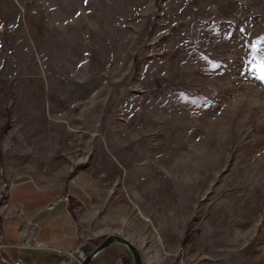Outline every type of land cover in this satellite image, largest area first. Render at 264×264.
<instances>
[{
  "label": "rangeland",
  "instance_id": "rangeland-1",
  "mask_svg": "<svg viewBox=\"0 0 264 264\" xmlns=\"http://www.w3.org/2000/svg\"><path fill=\"white\" fill-rule=\"evenodd\" d=\"M262 74L264 0H0V205L79 177L164 264H264Z\"/></svg>",
  "mask_w": 264,
  "mask_h": 264
},
{
  "label": "crops",
  "instance_id": "crops-1",
  "mask_svg": "<svg viewBox=\"0 0 264 264\" xmlns=\"http://www.w3.org/2000/svg\"><path fill=\"white\" fill-rule=\"evenodd\" d=\"M55 148L56 152L53 153L54 151L50 150L48 156L49 159L55 160L53 164L45 170L40 168L35 174H41L44 177L43 174H50L53 171L54 164L64 163V160L68 158L64 156L60 146H55ZM88 180L90 182L88 184H91L90 176ZM95 187L96 185L86 187L79 177L69 183L64 182L62 185H50L39 183L33 179H25L7 187L5 201L0 205L1 258L11 264L15 262L21 264H74V262H68L65 257L58 256L54 249L74 250L81 243V249L88 254L105 237L118 235L138 249L142 264H164L158 261L157 257L162 254H160L157 245L153 247L150 254L147 251L142 252L138 247L143 245L144 228V217L138 213V209L139 216H130V221L133 223L130 228L120 226V230H114L111 227L112 219L114 218L116 223L121 224L127 222L126 218L120 215L113 216L108 208L107 212L105 211L102 215L98 213L95 209L94 198L96 196L92 193L96 191ZM133 206L136 208L138 205L133 203ZM152 221L154 226L160 230L159 221L154 218ZM153 237L152 240L156 243ZM158 239L160 240L159 236ZM27 240L41 242L51 250L22 249L20 246ZM163 253L170 254L168 250L164 252V249ZM90 264L133 263L131 254L125 246L112 243L98 252Z\"/></svg>",
  "mask_w": 264,
  "mask_h": 264
},
{
  "label": "water",
  "instance_id": "water-1",
  "mask_svg": "<svg viewBox=\"0 0 264 264\" xmlns=\"http://www.w3.org/2000/svg\"><path fill=\"white\" fill-rule=\"evenodd\" d=\"M112 243H119L122 244L127 248L129 253L131 254L132 257V263L133 264H142V259L140 256V253L138 249L129 241L124 239L121 236L118 235H109L105 237L96 247L93 249L90 253L86 254L84 260L81 262V264H90L93 257L100 252L101 250L105 249ZM0 264H11L10 262L4 260L0 256Z\"/></svg>",
  "mask_w": 264,
  "mask_h": 264
},
{
  "label": "built area",
  "instance_id": "built-area-1",
  "mask_svg": "<svg viewBox=\"0 0 264 264\" xmlns=\"http://www.w3.org/2000/svg\"><path fill=\"white\" fill-rule=\"evenodd\" d=\"M66 199H67V196L65 197V200ZM20 247L22 249H28V250H33V251L51 250L50 247L44 245L41 242L30 241V240L25 241ZM54 251L58 256H63L66 258L68 262L69 261L74 262V264H81V262L84 260L86 256V253L81 249V243H79L74 250L63 251V250L54 249ZM13 264H21V263L15 262Z\"/></svg>",
  "mask_w": 264,
  "mask_h": 264
},
{
  "label": "bare ground",
  "instance_id": "bare-ground-1",
  "mask_svg": "<svg viewBox=\"0 0 264 264\" xmlns=\"http://www.w3.org/2000/svg\"><path fill=\"white\" fill-rule=\"evenodd\" d=\"M64 122V121H63ZM67 123V122H66ZM69 125V124H68ZM68 127V126H67ZM68 129L71 131L72 129L70 128V127H68ZM181 153V154H180ZM179 153V155H181L178 159H176L175 161H174V163L172 164V168H179V167H185V166H189L190 164L186 161V154H185V152H180ZM176 158V157H175ZM173 162V161H172ZM189 162L190 163H192V160L191 159H189ZM171 164V163H170ZM169 164V165H170ZM182 165V166H181ZM168 168H169V166H168ZM176 170V169H175ZM136 208L138 209V213L141 215V216H143L144 217V219L146 220V221H150L149 220V218L141 211V209L138 207V206H136Z\"/></svg>",
  "mask_w": 264,
  "mask_h": 264
},
{
  "label": "snow or ice",
  "instance_id": "snow-or-ice-1",
  "mask_svg": "<svg viewBox=\"0 0 264 264\" xmlns=\"http://www.w3.org/2000/svg\"><path fill=\"white\" fill-rule=\"evenodd\" d=\"M260 78H261L262 80H264V74H262Z\"/></svg>",
  "mask_w": 264,
  "mask_h": 264
}]
</instances>
